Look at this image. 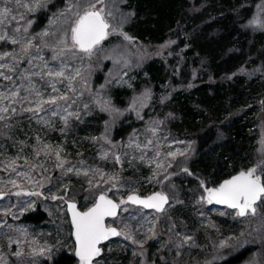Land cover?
<instances>
[{
    "label": "rangeland",
    "instance_id": "obj_1",
    "mask_svg": "<svg viewBox=\"0 0 264 264\" xmlns=\"http://www.w3.org/2000/svg\"><path fill=\"white\" fill-rule=\"evenodd\" d=\"M245 1L236 0L227 12L243 18ZM212 2L189 0L181 4L177 21L181 24L180 36L174 35L175 27L168 26L165 38L154 42L138 35L139 21L131 0H105V4H97V8L103 6L106 13H113L107 18L118 31L112 33L110 28L111 34L88 57L79 52L75 55L67 50L62 52L64 44L59 43L61 40L71 43L70 28L75 13L83 10V0L79 9L72 7L71 11H68L69 5H75L76 0H43L42 6L31 12L24 5L34 6L35 0H20L19 4L15 0L9 4L0 0V11L5 7L12 9L6 26H0V34L6 33L9 37L0 41V54L9 53L0 64H19L11 73L4 68H0V72L12 75L17 86L28 87V81L18 79L17 72L29 69L25 75L45 74L51 68H59L62 62L67 64L66 75L72 74L74 69L81 70V76L72 82L75 93H68L78 97L69 111H79L81 118L71 119L67 131H61L65 127L60 119V115H65L62 111L58 110L56 116L41 112L39 117L29 119L32 113L20 109L34 107V104L0 101V107L17 109V114L9 113L7 120L0 121V264H47L61 250L74 253L67 202L74 200L80 209H86L100 193L120 202L126 201L131 193L162 192L169 196L170 204L165 207V213L130 203L121 204L119 214L108 218L107 225L130 234L132 239L120 235L102 244L101 256L94 259L93 264H210L247 245L264 247V209L256 216L241 217L236 209L206 203L201 199L206 195L205 188L219 183L210 184L204 175L186 166L194 151L191 133L196 123L188 115L187 107L192 106L199 112L204 107L207 125L217 124L214 119L218 118L216 137L206 151L216 155L233 140L236 124L231 120L238 118L241 126L250 125L247 138L252 139V145L255 143V151L239 160L237 172L257 168V174H264V98L256 89L264 83V28L259 26L264 24V0L254 6L253 19L259 24L249 25L250 43L254 40L260 43L241 66L218 78L202 57L196 58L194 53L187 55L188 44L181 47L177 44L182 38L187 41L191 37L188 23L192 19L202 24L210 17L221 15L216 13L221 6ZM50 3L57 4V8L49 15L42 31L32 33L31 15ZM121 20H124L122 24ZM16 28L21 31L17 33ZM43 32L48 35H38ZM121 33L131 40H125ZM13 37L19 43H11ZM28 41L31 44L25 55L22 48ZM54 56L57 59L54 60ZM186 59L190 63L191 81L187 85L174 84L172 76L179 75ZM96 74H101L97 83ZM240 78L245 81L244 89H239L242 93L236 98H226L229 102L219 105L217 110L201 102L194 90L202 83L232 82ZM30 80L45 99L56 95L46 80L56 83L61 91L67 86V81L61 83L46 75L43 79L40 75L30 76ZM0 83L8 84L2 79ZM192 92L194 95L185 99V95ZM208 93L213 96L214 89L210 87ZM25 95L28 93L21 91V96ZM29 99L36 97L32 95ZM85 103L89 105L87 109L83 107ZM128 115L142 120V125L124 141H112L113 127ZM202 119L197 118L198 122ZM45 145L50 148L46 149ZM169 152L177 155L173 158ZM117 156L120 163L116 162ZM69 167L74 171L66 172ZM185 168L187 172L183 171ZM85 172L88 174L84 175ZM110 176H117L118 180H109ZM13 180L16 186L10 183ZM114 182L115 188L112 187ZM17 192L20 195L14 194ZM53 196L57 199L53 200ZM37 207L47 213L45 222L22 221L25 213ZM186 237L191 238L187 243L184 242ZM222 243L226 246L221 247ZM262 256L263 251L259 253L255 249L244 264H264Z\"/></svg>",
    "mask_w": 264,
    "mask_h": 264
},
{
    "label": "trees",
    "instance_id": "obj_2",
    "mask_svg": "<svg viewBox=\"0 0 264 264\" xmlns=\"http://www.w3.org/2000/svg\"><path fill=\"white\" fill-rule=\"evenodd\" d=\"M189 0H131L133 7L136 10L139 36L143 39L160 42L165 38V32L168 26L175 27L174 35L180 36L178 23L182 6ZM236 0H213V4L221 6L217 10V14L221 15L210 17L205 23L199 24L197 19L188 23L190 25L191 37L189 40L182 38L177 44L179 47L188 44L187 55L195 54L196 58H203L209 65L210 71L215 78L222 75L232 73L241 66L250 51H253L258 46L260 41L254 40L250 43L251 34L249 33L250 24L253 20L254 6L259 5V0H246L242 7L243 18H237L236 15L230 14L227 10L235 3ZM181 4H183L181 6ZM57 4L50 3L46 7L38 10L31 15L32 24L31 32L36 34L45 27L48 17L52 11L57 8ZM225 12V14H222ZM197 18V17H194ZM176 46V44H175ZM189 61L186 59L181 64L178 76H172L174 84L187 85L191 81V70ZM101 74H96L95 83L100 81ZM245 81L243 78L232 82H223L216 84L202 83L199 87H195V92L199 95V100L210 105L212 109L217 110L219 105L227 104L229 97L236 98L244 89ZM214 89V95L209 96V88ZM261 97L264 98V83L263 86L256 88ZM236 94V95H233ZM194 92L185 95V99L192 97ZM231 95V96H230ZM227 98V99H226ZM200 108V107H199ZM188 115L196 121L192 126V137L194 140V151L190 156L187 167L193 172H200L208 179L210 184H218L221 180L229 175L236 173L239 169V160L246 159V156L251 155L250 152L255 151V143L252 145V139L247 138L250 134L249 124L239 123L238 118H232L235 125V134L233 140H230L224 149L216 153V155L207 152L210 144L214 141L217 133L218 118L214 120L217 124L207 125L206 110L200 108V112L194 107H187ZM223 115V114H222ZM203 117L201 122L197 118ZM213 120V119H212ZM142 125V120H136L132 115L121 118L111 131V139L114 142L124 141L129 133L135 128ZM207 125V126H206ZM231 134V133H230ZM228 154L229 158H225ZM132 205V204H131ZM137 206V205H133ZM139 207V206H138ZM47 213L41 208L25 213L22 216V221L32 224H42L47 220ZM255 249L263 251L264 262V247L260 245H247L236 249L221 259H216L210 264H244L254 254ZM47 264H79L74 253L66 250L59 251Z\"/></svg>",
    "mask_w": 264,
    "mask_h": 264
},
{
    "label": "snow or ice",
    "instance_id": "obj_3",
    "mask_svg": "<svg viewBox=\"0 0 264 264\" xmlns=\"http://www.w3.org/2000/svg\"><path fill=\"white\" fill-rule=\"evenodd\" d=\"M6 4L11 3V0H4ZM17 4L20 3V0H15ZM43 0H35L34 6L24 5L28 10L34 11L35 7L42 6ZM82 0H76L75 5H69L68 11H71L72 7L79 9L81 7ZM97 4L104 5L105 0H83V10L77 11L75 13V20L72 22L70 28V44H67L65 41L61 40L59 43L64 44V49L61 51H69L74 55L75 53H84L86 56L91 57L96 49V46L100 44L109 34V29L111 32L115 33L118 31L117 28L112 27L108 18L113 16L112 12L105 11V7L97 8ZM12 9L10 7H5L0 11V26H6V18L11 13ZM64 15V13H61ZM15 19V17H13ZM127 19V17H125ZM124 20H121L119 23H123ZM31 24V21H29ZM250 25H258L259 22L257 19H253L249 22ZM260 27L264 28V24H259ZM15 31L19 33L20 28H16ZM27 31V28L24 29ZM39 36L43 37L48 35L47 32L39 33ZM125 40H131V37L121 33ZM9 39L6 33L0 34V41ZM11 43L16 44L19 41L16 38H11ZM31 44V41H28L22 51L25 55L28 54V45ZM9 56V53L0 54V60L5 59ZM57 59V57H53ZM31 63V60L28 61ZM19 64L14 66H9L7 64H0V68L6 69L8 73L14 71L15 68H18ZM67 67L66 63H61L59 68H51L45 74L31 72L30 75H25L29 72V69H24L23 72H17L16 76L21 81H28V87H25L24 84L17 86L16 79L12 75H8L5 72H0V79L7 81L8 84L0 83V89H7L6 91H0V101L11 100L13 102H19L21 104L27 103L29 105L34 104V107H23L20 109L21 112L32 113V119L34 117H39L41 112L47 114L51 112L53 116L59 114V111L65 113V115H60V119L63 121L65 127L61 131H67L70 127V120L76 119L80 120L79 111H69L74 104H76L78 97L69 96V92L75 93V88L73 87V81L77 77L81 76V70L79 68L74 69L72 74L66 75L64 69ZM40 75L41 78H44V75L47 77L55 78L61 83L67 81V86L65 91H61L56 87V83H53L51 80H46V84L51 88L53 93L56 95H49L46 99L43 98V93L39 91L31 83L30 76ZM21 91L27 92L28 95L21 96ZM34 95L35 100L29 99V96ZM71 101V103H68ZM60 102H64L61 104ZM83 107L87 109L88 104H84ZM12 115L17 114V109L15 107L4 106L0 107V121L7 120L9 118L8 114ZM42 119V118H41ZM45 123H47L45 121ZM8 126V125H6ZM150 143V142H149ZM45 148H50L49 145H45ZM59 158V152L56 153ZM39 155V152H37ZM169 156L175 158L177 155L175 152H169ZM183 155V153H181ZM116 162L120 163V157H116ZM63 161H61V167H63ZM160 165H158L159 167ZM74 169L69 167L66 169V172L71 173ZM183 171L187 172L185 168ZM77 174H80V171L76 170ZM88 173L85 172L84 175ZM155 175V173H154ZM167 179V177H166ZM109 180L116 181L118 180L117 176H110ZM13 186H16V181H10ZM91 184V181H89ZM116 183L112 184V187H116ZM203 187V182H201ZM206 195L201 197L203 201L208 204L216 203L221 205H226L229 208L236 209L238 216L245 215H258L261 209H264V174H257V168H250L246 171H240L237 175L232 176L230 179L224 180L218 187L215 188H205ZM15 195H20L19 192L14 193ZM29 195H39V193H28ZM2 198V194H0ZM53 200L57 199L56 196L52 197ZM131 203L134 205H141L146 209H154L158 213H165L167 209L165 205H169V196L162 193L156 192L146 198H140L139 196L133 194L127 197V201L121 200L120 204ZM120 205L114 203L113 200L107 198L106 194H101L97 197L95 203L92 207L88 208L87 211L80 212L76 210V205L74 203L68 204V210L71 213L72 226L74 228L75 236V255L79 258L80 264H93L94 258L101 256V248L98 245L101 242L106 241L111 236H120L125 235L124 233L117 231V229L106 226L105 218L106 217H115L117 215V209ZM171 206V205H170ZM126 239H132L131 235H125ZM190 237H186L184 242L187 243L190 240ZM135 243V241H133ZM143 247V243L140 245ZM223 243L221 247H225ZM98 264V262H97Z\"/></svg>",
    "mask_w": 264,
    "mask_h": 264
},
{
    "label": "water",
    "instance_id": "obj_4",
    "mask_svg": "<svg viewBox=\"0 0 264 264\" xmlns=\"http://www.w3.org/2000/svg\"><path fill=\"white\" fill-rule=\"evenodd\" d=\"M102 41H103V40H102ZM102 41H101V42H102ZM238 173H239V172H236V173L230 175L229 177L224 178L223 180H221V181L219 182V184H221L224 180H226V179H230L232 176L237 175ZM219 184H218L217 186H215V187H218ZM215 187H211V188H215ZM153 193H156V192H153ZM153 193H150V194H148V195H141V194H138V193H131V194H129V195H133V194H135V195L139 196L140 198H146V197L152 195ZM101 194H102V193L98 194L97 197H98L99 195H101ZM103 194H104V193H103ZM164 194H166V193H164ZM129 195H128V196H129ZM166 195H167V194H166ZM106 196H107V195H106ZM128 196H127V197H128ZM97 197H96V199H97ZM107 198L113 200L114 203H117V204L120 205V206L118 207V209H117V215H118L119 212H120V208H121V204H120V202L117 201V200H115V199L112 198V197H109V196H107ZM95 201H96V200H95ZM126 201H127V198H126ZM69 203H74V204L76 205V210H77V211L84 212V211H87L88 208L92 207V205H93L95 202H94L92 205H90L88 208H86V209H80V208L78 207V203H77L76 201H74V200H69V201L67 202L66 210H67V213H68V216H69V220H70V224H71V227H72L71 235H72V238H73L74 243H75V245H76L75 236H74V234H73V233H74V228H73V226H72L71 213H70L69 210H68V204H69ZM130 204H131V203H130ZM214 204H215V205H218V206H225V207H227L226 205H221V204H216V203H214ZM132 205H134V204H132ZM137 206H140V207L143 208V206H141V205H137ZM166 206H167V205H165V207H166ZM228 208H229V207H228ZM144 209H146V208H144ZM230 209H232V208H230ZM146 210H154V209H146ZM154 211H155V210H154ZM117 215H116V216H117ZM116 216H115V217H116ZM108 218H114V217H106V218H105V225H106V226H108V225H107V219H108ZM109 227H112V228L117 229V228L114 227V226H109ZM117 231H118V229H117ZM116 237H117V236H111V237H109L108 240L101 242V244L98 245V247L101 248V245H102V244H104V243H106V242H108V241H110V240H112V239H114V238H116ZM74 255H75V249H74ZM75 257H76V259L79 260V258H78L76 255H75ZM96 258H98V257H96ZM96 258H94V259H96Z\"/></svg>",
    "mask_w": 264,
    "mask_h": 264
}]
</instances>
